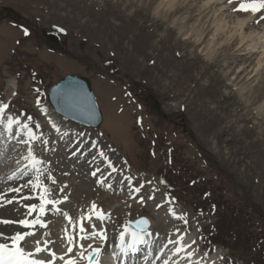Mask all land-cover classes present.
<instances>
[{
    "label": "rangeland",
    "instance_id": "374dc122",
    "mask_svg": "<svg viewBox=\"0 0 264 264\" xmlns=\"http://www.w3.org/2000/svg\"><path fill=\"white\" fill-rule=\"evenodd\" d=\"M239 2L0 0V8L15 15L0 21V100L10 106L7 116L24 113L41 125L37 134L43 133L49 150L39 140L32 143L45 161L42 168L56 178L57 196L69 197L62 209L95 201L111 213L104 227L113 232L112 242L127 221L158 215L166 225L179 224L204 251H218L220 264H264V20L255 23L264 10L232 11ZM214 10L227 26L243 23L241 32L249 37L241 43L229 28L216 31ZM41 30L57 33L61 48L48 47ZM67 74L89 80L102 117L98 126L67 123L50 107L49 89ZM147 94L167 119L152 110ZM17 127L0 126V153L6 150L0 191L32 175L30 168L24 174L28 146L19 142L23 133L14 134ZM101 150L118 171L94 177L101 168L96 160H104ZM99 177H107L105 184L96 182ZM169 208L186 214L188 223ZM26 211L15 202L4 205L0 220L22 219ZM49 214L48 225L65 219ZM17 228L0 223L5 236ZM42 232L37 225L35 234Z\"/></svg>",
    "mask_w": 264,
    "mask_h": 264
},
{
    "label": "snow or ice",
    "instance_id": "6c2138e0",
    "mask_svg": "<svg viewBox=\"0 0 264 264\" xmlns=\"http://www.w3.org/2000/svg\"><path fill=\"white\" fill-rule=\"evenodd\" d=\"M228 3H233V0H228ZM264 10V0H240L237 7L233 8L234 12H245L256 14ZM262 20H264V15H261L259 19L255 21V23L259 24ZM24 34L28 35V29H24ZM35 91L39 94L40 90L35 89ZM15 95V93H13ZM36 104H41V99L39 95L36 99ZM10 106L8 103L0 100V118H3V121L6 122V127L9 131H13V126L17 125L18 127L15 129L14 134L23 133V136L20 139V143L27 145V156L25 159L28 161V164L25 165L24 174L27 175V169H31L32 175L26 180V183L21 184L17 187H8L6 190L0 191V207L4 205H10L15 203L22 204L24 208L27 209L24 214V218L19 220H0V223L8 225V224H19L22 230L16 231L14 234L10 236H5L3 231H0V264H55L57 259L62 260L64 264H79L80 260H87V264H101L100 254L101 249L99 247H93L92 244H83L81 241L85 240H94L95 238H100L101 240L107 239V233L104 227V222L111 218V213L105 210L103 207L99 206L95 201L91 202L90 206L77 218H73L67 211H64L60 206L66 202L69 197L57 196L54 191L53 186L57 184L56 178L51 175L47 169H43L42 165L45 164V161L41 159L36 153L33 143L37 140L40 141L42 145H44L43 151H48L49 149L46 147L49 143L47 139H42L43 133L37 134V129L41 127L39 122H34L33 117L31 115H26L24 113H20L15 117H9L6 115V110H9ZM41 111H46V109H41ZM26 115V118L21 121L20 116ZM34 124V126H33ZM53 128L57 131L60 129L53 124ZM6 155L5 152L0 153V158H3ZM99 156L103 157L105 161L108 162V166L112 172L118 171L116 166L112 163L106 153L101 150L99 152ZM100 171L99 168L92 171V176H97V173ZM16 173H13L9 176L8 180H13ZM108 176H111V172L108 173ZM107 177H99L97 179V183L105 184ZM129 184H131V177H126ZM145 183H151V181H145ZM164 183V181H161ZM109 189L112 188V184L106 185ZM27 188L28 192L24 193V189ZM66 188L60 187L58 189L59 192H63ZM143 188V184L139 186H135L133 191L139 193ZM8 193H14L15 195L8 198ZM149 199H153V196H149ZM174 198H169V202ZM25 201H35L31 203H25ZM140 203H144V198L141 196L139 198ZM157 207H161V205H157ZM169 212L173 217L181 219L185 224L188 223L186 214L179 215L175 212L173 208H169ZM49 213L52 214H62L66 221L67 225L70 226L71 231L66 226L64 230V236L67 239L68 248L67 253L62 256H57L55 252L48 248V244L51 241L44 240L43 244L40 241H35V247L29 251L24 245L27 244V237L35 234V228L39 225L41 228H47L48 221L44 219L46 215ZM35 214V215H33ZM31 217V218H29ZM97 222L101 224L100 228H97ZM135 223L139 232L136 230L131 231V235L138 239L140 243H144L143 240L144 235L151 236L152 232L150 231V221L146 217H141L135 221H129L128 224L123 226L124 231L120 233V239L123 241L125 238V234L131 228V225ZM88 225L86 227L85 225ZM89 228L91 229L89 231ZM26 229V230H25ZM176 232L180 233L175 240L169 239L168 244L175 245V253H180L185 250V248H190L192 244H195L196 241L193 240L191 244H184V237L187 235V232H180V229H176ZM45 236L49 235V233L45 232ZM158 235V234H157ZM77 248L76 256H68V253L73 252V248ZM164 247H167L165 245ZM90 249L85 254V249ZM133 250H136L135 248ZM163 250V249H162ZM47 252L50 255V259H39L37 254ZM194 253L192 251L187 252V256L191 257ZM208 253H204L206 257ZM164 264H168V261L165 260ZM199 264V262H198Z\"/></svg>",
    "mask_w": 264,
    "mask_h": 264
},
{
    "label": "bare ground",
    "instance_id": "6f19581e",
    "mask_svg": "<svg viewBox=\"0 0 264 264\" xmlns=\"http://www.w3.org/2000/svg\"><path fill=\"white\" fill-rule=\"evenodd\" d=\"M210 1H212V0H208V2H210ZM215 12L213 13V16H215L214 17V24L216 25V28H215V30L216 31H223L225 28H229V29H231L234 33H238V36H239V42H243L245 39H247L249 36L248 35H244L242 32H241V29L243 28V23H236V24H230V26H227V23L225 22V21H221L220 20V18H219V10H214ZM221 16H222V14H221ZM223 17V16H222ZM243 20V19H242ZM243 22V21H242ZM223 24V25H222ZM222 25V26H221ZM226 26V27H225ZM261 39V38H260ZM11 83L9 82V85H10ZM65 121H66V119H64ZM69 122H71V123H75V122H72L71 120H67V123H69ZM75 124H78V123H75ZM8 134V133H7ZM79 144H82V143H79ZM92 145V144H91ZM91 148V147H90ZM94 149V148H93ZM97 149V148H96ZM96 149H94L93 150V152H97V150ZM112 151V150H111ZM113 154V153H112ZM113 155H115V153L113 154ZM111 158V157H110ZM114 158V157H113ZM111 161H112V163L115 165V162H114V160L113 159H110ZM102 161H104V160H102ZM99 158L96 160V162H99V166L101 167L100 168V171L99 172H102L104 169H107L106 171H105V173L104 174H106V172H108L109 170H111L110 168H109V166H108V162L107 161H105V162H102ZM95 162V163H96ZM99 166H96V167H99ZM115 166H117V165H115ZM113 173V172H112ZM103 174V175H104ZM25 191V190H24ZM69 196L70 197H73L72 195H71V193L69 194ZM84 199V198H83ZM80 200V199H79ZM82 200V199H81ZM85 201V200H84ZM31 202V201H30ZM85 203V202H84ZM103 203V202H102ZM74 204H75V202H74ZM88 203H86V205H87ZM100 204H101V202H100ZM85 205V206H86ZM74 206V205H73ZM84 206V207H85ZM88 206V205H87ZM86 206V207H87ZM101 206V205H100ZM85 207V208H86ZM85 208H83L82 207V205H80V204H78V206L77 207H75V208H68V209H66V211L71 215V216H74L75 214H76V212L77 213H79L80 214V212L82 211V212H84V209ZM88 208V207H87ZM64 211H65V209H63ZM58 215V214H57ZM56 215V216H57ZM81 215V214H80ZM75 216H77V215H75ZM45 219H47V220H50L51 218H52V215L51 214H48V215H46L45 217H44ZM75 218V217H74ZM77 218V217H76ZM21 219V218H20ZM53 220H54V218H53ZM169 220V219H168ZM129 221H131V220H129ZM165 220H162V219H160V217L158 216V215H156V217H155V219H151L150 220V231L152 232V229L154 228V227H157V228H159V231L157 232V234L158 235H156V233H153L152 232V235L151 236H148V235H144V237H145V239L146 238H148V239H150V241L152 242V241H154V239H157V237H159V234H161V235H163V236H168L167 237V243H166V245H167V247H165V250L166 251H168V252H174L175 251V245H173V244H168V240L169 239H173V240H175L176 239V237L180 234V233H178V232H176V229L177 228H179V224H177V223H172V222H170L171 223V225H166L165 224V222H164ZM128 222V221H127ZM169 222V221H168ZM51 224L50 225H48L47 226V228H43V232H42V234H40V235H36L35 234V236H29V237H27L26 239H27V244L26 245H28V247H26L29 251H31L36 245H35V241H40L41 242V244H43V242H44V240H48V241H51V243H49L48 244V248L49 249H51L53 252H55L56 253V255L59 257V256H62V255H65V253H67V248H68V243H67V239H66V237L64 236V230H65V227L67 226L68 228H69V231H71V228H70V226H68L67 225V221H66V219H64V218H62V219H59L58 221H56V222H50ZM125 224H127V223H124V225ZM168 224V223H167ZM18 225V228H17V231L18 230H22L21 229V226L19 225V224H17ZM124 225H122V227H120L119 229H118V231H116L117 232V236H116V238L118 237V235L121 233V231H124V228H123V226ZM86 227L88 226L87 224L85 225ZM156 228V229H157ZM26 230V229H25ZM133 229H129L128 230V232L129 231H132ZM45 232H47V233H49V235H47V236H45L44 235V233ZM15 233V232H14ZM113 234V232H107V239L106 240H101L100 238H95L94 240H88V244H92V246L93 247H99V248H101V254H100V260H101V264H112L111 263V260H112V255L114 254V257H113V260L112 261H115V260H120L121 261V263H123L124 262V260H123V258L122 257H120V255L117 253V252H115V251H111L110 250V243L113 241V235H110V234ZM39 234V233H38ZM120 236V235H119ZM48 237H51L52 239L50 240ZM155 237V238H154ZM48 238V239H47ZM154 238V239H153ZM145 239H143V240H145ZM197 241V240H196ZM0 242H2V240H0ZM80 243H82V242H80ZM143 243H140V241L138 242V246H141ZM191 247L195 250V251H197V252H199V251H202V250H205L206 248L204 247V245L203 244H200V243H195V244H192L191 245ZM87 248L85 249V252H87V251H90V249H88L87 251ZM76 253H77V248L76 247H74L73 248V252L72 253H68L67 254V256H65V258L67 259L68 258V256H76ZM181 254H184V252L182 251V252H180ZM180 253L178 254V255H176V256H174V255H170L172 258H175V257H177V256H179L180 255ZM202 257H201V259H199L198 261L200 262V263H203V264H220V262L221 261H223V257L221 256V254L218 252V251H212V252H209L208 253V255L205 257L204 256V253H202ZM37 257L39 258V259H45V260H47V259H50L51 257H50V255H49V253H47V252H42V253H39V254H37ZM159 257H162L161 255L160 256H158V258H157V262H158V259H159ZM115 258V259H114ZM193 259L194 258H191V257H186V258H181L180 260H167L168 261V264H198V263H194V261H193ZM165 261V260H164ZM163 261V262H164ZM191 261H193V262H191ZM84 262V260H80L79 261V264H82ZM157 262L155 261V264H157ZM205 262H208V263H205ZM55 264H64V262L62 261V260H59V259H57L56 261H55ZM145 264H153L152 262H146ZM161 264H164V263H161Z\"/></svg>",
    "mask_w": 264,
    "mask_h": 264
},
{
    "label": "water",
    "instance_id": "95a60500",
    "mask_svg": "<svg viewBox=\"0 0 264 264\" xmlns=\"http://www.w3.org/2000/svg\"><path fill=\"white\" fill-rule=\"evenodd\" d=\"M6 17L15 18L14 12L10 9L0 8V20ZM41 33L48 46L56 49L61 48L60 39L55 33L44 30ZM146 99L158 116L167 119L166 114L152 94H147ZM48 102L51 108L66 120L92 128L101 122V113L90 88V82L83 76L69 74L61 78L49 90ZM183 131L188 132L184 127ZM131 228L139 231L135 223L131 225ZM85 264H87V260Z\"/></svg>",
    "mask_w": 264,
    "mask_h": 264
}]
</instances>
